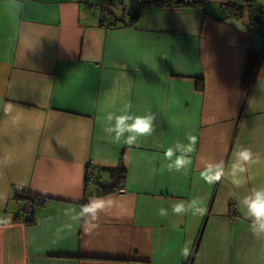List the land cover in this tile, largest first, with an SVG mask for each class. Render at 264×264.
Returning a JSON list of instances; mask_svg holds the SVG:
<instances>
[{
	"label": "crops",
	"instance_id": "1",
	"mask_svg": "<svg viewBox=\"0 0 264 264\" xmlns=\"http://www.w3.org/2000/svg\"><path fill=\"white\" fill-rule=\"evenodd\" d=\"M127 2L0 0V264H264L239 204L264 187V3ZM126 103L156 116L131 145L104 132ZM188 134L190 163L169 171ZM111 169L122 189L100 195ZM20 187L46 198L28 220ZM192 200L203 214L172 212Z\"/></svg>",
	"mask_w": 264,
	"mask_h": 264
},
{
	"label": "clouds",
	"instance_id": "2",
	"mask_svg": "<svg viewBox=\"0 0 264 264\" xmlns=\"http://www.w3.org/2000/svg\"><path fill=\"white\" fill-rule=\"evenodd\" d=\"M19 2V0H18ZM264 3V0H260ZM132 105L126 103L120 109V114H114L109 112L105 119L108 122L104 127V132L111 134V138L114 142H119L122 137L127 134L126 142L131 145L137 141L139 136L150 134L153 130V121L156 119L154 113H147L145 115H136L132 112ZM8 108L5 106V112ZM188 144L184 146L185 151L180 155L176 154V150L169 148L165 153L166 158L170 161L167 165L168 170L180 171L190 163L189 153L194 150L196 143V137L192 134L187 135ZM180 142H177L179 147ZM175 155V160L172 157ZM252 152L249 148L240 147L235 153V163L233 164V171L244 172V165L252 160ZM224 173V164H216L214 167L209 168L202 178L207 183H213L219 181ZM240 206L246 208L245 215L250 219V231L257 239H264V187L253 188L242 201L239 202ZM98 205L93 202L82 207V217L91 216L95 219V215L98 209ZM193 211L194 214H203V207L196 201L192 200L187 204L183 201L177 202L172 205V212L176 215L186 213L187 211ZM160 215H167V210L161 209ZM182 254L187 256L189 254V246L186 242L185 247L182 249Z\"/></svg>",
	"mask_w": 264,
	"mask_h": 264
},
{
	"label": "built area",
	"instance_id": "3",
	"mask_svg": "<svg viewBox=\"0 0 264 264\" xmlns=\"http://www.w3.org/2000/svg\"><path fill=\"white\" fill-rule=\"evenodd\" d=\"M107 18H109L108 6H105V20H107ZM87 176L89 180H95V182H97V174L95 170V165L93 163H90L88 167ZM120 193L124 194L125 192L124 190H122ZM18 194L21 195V197L25 200V207L22 212L24 220H28L29 216L33 214L35 206H39L46 200V198L44 197L33 196L29 191H27L23 187H20L18 189Z\"/></svg>",
	"mask_w": 264,
	"mask_h": 264
},
{
	"label": "trees",
	"instance_id": "4",
	"mask_svg": "<svg viewBox=\"0 0 264 264\" xmlns=\"http://www.w3.org/2000/svg\"><path fill=\"white\" fill-rule=\"evenodd\" d=\"M109 171L112 174L114 182L111 187L105 188V189L102 188L99 192L100 195L118 192L119 190L122 189V186H123V183L126 177V173L124 172V170L123 169H111ZM87 180L89 181L88 176H87Z\"/></svg>",
	"mask_w": 264,
	"mask_h": 264
},
{
	"label": "rangeland",
	"instance_id": "5",
	"mask_svg": "<svg viewBox=\"0 0 264 264\" xmlns=\"http://www.w3.org/2000/svg\"><path fill=\"white\" fill-rule=\"evenodd\" d=\"M129 2V3H128ZM127 4L125 6L126 9H131V7H133L134 5L136 6L137 4L135 3V0H128ZM140 4H138L139 6ZM116 7L119 9L121 7V3L117 1V5ZM117 8H115V11L117 10Z\"/></svg>",
	"mask_w": 264,
	"mask_h": 264
},
{
	"label": "water",
	"instance_id": "6",
	"mask_svg": "<svg viewBox=\"0 0 264 264\" xmlns=\"http://www.w3.org/2000/svg\"><path fill=\"white\" fill-rule=\"evenodd\" d=\"M185 0H178V2H184Z\"/></svg>",
	"mask_w": 264,
	"mask_h": 264
}]
</instances>
